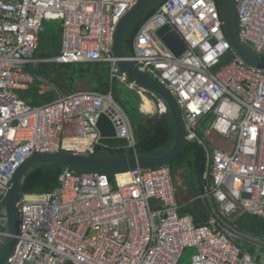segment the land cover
Wrapping results in <instances>:
<instances>
[{
  "label": "built area",
  "instance_id": "obj_1",
  "mask_svg": "<svg viewBox=\"0 0 264 264\" xmlns=\"http://www.w3.org/2000/svg\"><path fill=\"white\" fill-rule=\"evenodd\" d=\"M137 1L0 0V207L27 157L56 150L90 153L100 113L117 137L134 146L128 117L110 92L78 90L27 103L17 93L35 80L27 65L108 62L111 77L151 99L153 113L166 111L158 96L150 98L155 94L121 71L112 52L116 27ZM234 2L240 43L264 54V0ZM48 19L61 22L60 52L38 58L39 32ZM164 26L184 43L179 55L157 34ZM126 58L173 93L185 142L204 148V195L213 202L208 219L196 225L179 214L167 165L129 171L125 184L114 176L115 187L107 174L65 168L52 191L21 194L20 231L7 264H181L188 249L193 251L185 264H264L261 251L255 256L245 250L222 226L245 213L264 218V68L234 52L214 0L164 1L139 28ZM3 220L0 215V240Z\"/></svg>",
  "mask_w": 264,
  "mask_h": 264
},
{
  "label": "trees",
  "instance_id": "obj_2",
  "mask_svg": "<svg viewBox=\"0 0 264 264\" xmlns=\"http://www.w3.org/2000/svg\"><path fill=\"white\" fill-rule=\"evenodd\" d=\"M166 0H157L155 4L140 14L126 29L122 38V51L126 57L133 54V41L142 24L156 12ZM221 15L222 0H214ZM61 22L59 20H44L39 32L38 48L35 56L38 58L54 57L60 52ZM244 48L256 57L264 59V54H257L249 46ZM228 56L226 58H230ZM225 61V60H224ZM26 70L35 76V80L26 89L18 90V95L31 105L47 103L60 94L67 95L78 90H90L99 93H111L113 100L125 111L130 122L134 137V146L125 149H110L94 144L91 155L102 158H128L137 156L156 155L166 151L175 138V123L171 114L166 110L162 113H144L140 106L142 99L130 89L127 84L117 77H111L108 62H36L26 66ZM156 99V95L149 96ZM146 100L144 111H151L152 103ZM206 121V119H205ZM203 120L202 125L204 126ZM203 135V131H199ZM204 148L197 142H185L182 151L166 165L172 177L179 176L191 202L179 209L180 215H191L194 223L200 225L206 222L210 212L199 197L197 175L204 172ZM65 169L63 166L40 164L29 169L21 185L22 193H44L52 191L57 185L58 175ZM74 170L78 173L84 172ZM119 182H125V174L116 175ZM111 185L115 187V178L109 175ZM205 181L202 180V184ZM245 238H234L242 248L249 251L253 242L264 243V218L248 213L242 214L232 222ZM192 249L184 251L181 264L190 258ZM250 252V251H249Z\"/></svg>",
  "mask_w": 264,
  "mask_h": 264
},
{
  "label": "water",
  "instance_id": "obj_3",
  "mask_svg": "<svg viewBox=\"0 0 264 264\" xmlns=\"http://www.w3.org/2000/svg\"><path fill=\"white\" fill-rule=\"evenodd\" d=\"M157 0H138L122 16L119 21L113 39L112 52L117 58V65L126 76L138 85L158 96L164 103L166 110L171 114L175 123V138L173 144L164 152L156 155L137 156L128 158H102L84 152H71L64 150L34 153L24 159L16 168L12 178L7 184L3 203L0 207V215L3 217L5 236L0 240V264H7L13 254L17 236L20 231L19 199L21 197V185L26 172L33 166L40 164L59 165L84 172L104 173L116 176L117 174L129 172L136 169H150L166 165L183 149L185 143V124L182 116L181 106L170 90L157 78L138 68L128 60L122 51V38L128 26L147 8L153 6ZM221 18L223 28L229 39L234 52L247 64L264 68V59L249 53L240 43L237 35V16L234 0H222ZM157 34L175 55H179L185 49L184 43L178 35L167 26L158 29ZM99 137L97 144L110 149L129 148V142L125 138L116 136L113 123L105 113H100L97 120ZM201 172L198 173L200 192L204 194L201 186ZM203 201L212 212L213 202L211 198L204 195ZM212 203H211V202ZM226 231L235 238H245L238 228L232 225L222 224Z\"/></svg>",
  "mask_w": 264,
  "mask_h": 264
},
{
  "label": "crops",
  "instance_id": "obj_4",
  "mask_svg": "<svg viewBox=\"0 0 264 264\" xmlns=\"http://www.w3.org/2000/svg\"><path fill=\"white\" fill-rule=\"evenodd\" d=\"M144 98L147 99V100H149V101L151 102V99H149L148 97H141V99H142L141 106H140L141 111L144 112V113L154 114V113H153V112H154V106H153V108H152L151 111H144V110L142 109V104H143V100H144ZM151 103H152V102H151ZM152 105H153V104H152ZM214 139H215V138H214ZM204 156H205V155H204ZM204 165H205V161H204ZM204 168H205V167H204ZM199 172H201V171H199ZM199 172H198V173H199ZM203 173H204V172H203ZM173 179H174V183H175V186H176V198H177V202H178V204L180 205V208H181V207L185 206L187 203L191 202L193 198H190L189 193H188V191L186 190V185L183 184V181H182V179H181L179 176H175ZM197 179H198V175H197ZM202 180L205 181L204 184H202ZM200 182H201V186L204 188V193H205V187L208 185L209 180H207V179H205V178L203 177L202 172H201V179H200ZM198 186H199V180H198ZM199 192H200V186H199ZM199 197L202 198V200H203L204 194H202V193L200 192ZM207 197H208V196H207ZM208 198H210V197H208ZM203 202H204V201H203ZM210 202H211V201H210ZM211 203H212V202H211ZM204 204H205V202H204ZM205 206H206V204H205ZM211 206L213 207L212 204H211ZM206 207H207V206H206ZM180 208H179V209H180ZM207 209H208V207H207ZM208 210H209V209H208ZM209 212H210V210H209ZM210 213H211V212H210ZM187 215H188V214H187ZM189 216H191V215H189ZM191 217H192V216H191Z\"/></svg>",
  "mask_w": 264,
  "mask_h": 264
},
{
  "label": "rangeland",
  "instance_id": "obj_5",
  "mask_svg": "<svg viewBox=\"0 0 264 264\" xmlns=\"http://www.w3.org/2000/svg\"><path fill=\"white\" fill-rule=\"evenodd\" d=\"M214 143L215 144H218L220 146H223V147H228V142L225 141V140H222L220 138H215L214 139ZM263 246V243L261 242H253V245L249 246L248 250L255 256H257L258 252L261 251V256H260V259L259 261L260 262H264V247ZM189 261V257H187L186 261L184 262V264Z\"/></svg>",
  "mask_w": 264,
  "mask_h": 264
},
{
  "label": "bare ground",
  "instance_id": "obj_6",
  "mask_svg": "<svg viewBox=\"0 0 264 264\" xmlns=\"http://www.w3.org/2000/svg\"><path fill=\"white\" fill-rule=\"evenodd\" d=\"M142 107H146V100H145V98H144V100H143ZM120 174H125V176H126V180H125V182H119L118 178H116L117 182H118L119 184H125V183H127V182L129 181V179H130V174H129L128 172H124V173H120ZM118 175H119V174H117V176H118Z\"/></svg>",
  "mask_w": 264,
  "mask_h": 264
}]
</instances>
